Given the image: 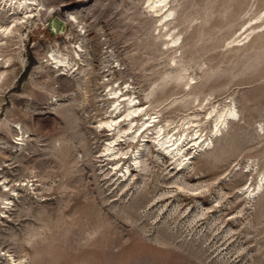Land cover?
Segmentation results:
<instances>
[{
  "label": "rangeland",
  "instance_id": "rangeland-1",
  "mask_svg": "<svg viewBox=\"0 0 264 264\" xmlns=\"http://www.w3.org/2000/svg\"><path fill=\"white\" fill-rule=\"evenodd\" d=\"M37 1L48 14L0 32V264H264V191L248 194L264 185V0L170 1L163 31L148 0ZM118 88L171 135L238 116L207 151L188 147L192 168L151 143L125 183L143 144L107 157Z\"/></svg>",
  "mask_w": 264,
  "mask_h": 264
},
{
  "label": "bare ground",
  "instance_id": "bare-ground-1",
  "mask_svg": "<svg viewBox=\"0 0 264 264\" xmlns=\"http://www.w3.org/2000/svg\"><path fill=\"white\" fill-rule=\"evenodd\" d=\"M170 1H175V0H148L149 3L148 8L150 9V13H153L156 16L162 15L159 18V22L161 23L160 28H162L161 29L162 31L167 29L168 22L174 19L172 17L175 15V11L174 9H172V7H169L171 4ZM1 2L3 3V7L2 9H0V12L5 13V16H9L11 14L10 15V18H12L11 25H13L12 28L11 26H7V27L0 26V32H2L3 35L14 33L15 28H17L16 20H18V12L24 11V13H27L25 11L27 9L32 8L33 6H37V7L42 6L41 10L46 11L47 14L49 11V10H44L45 7L40 3H38L39 1L37 0H0V3ZM68 20L69 22L72 21V23L75 21L78 22V18L73 15H70ZM58 25L60 26V23H58ZM165 36L167 38L170 37V39H172L171 38L172 35L170 33L168 34L169 37L167 36V34ZM178 43L179 40L174 38L171 41L172 45L171 46L168 45V48L173 46L174 47L178 46ZM79 48L81 50L80 52H83V48L81 46ZM52 58L55 60L54 55H52ZM4 75L5 72L0 73V81L2 80ZM123 92H124L123 88L122 89L118 88V90L117 89L111 90L109 94L111 97L109 100H112L113 101L112 104H114L112 115L114 116V114L116 113L117 114L116 117L112 116V119L109 122L101 123L100 127L107 128L108 131L111 132V135L114 136V138L111 141L109 140L110 141L108 144L109 146L106 149L107 153H109L107 157L114 161L118 160V157L122 152V150L118 148L122 146L123 141L130 140L131 142L136 144H143V150H142L143 153H139L134 160L135 165L133 167H135V170H131L130 166L127 167V163H123L122 167L119 168L118 173L123 174L121 178L124 179L123 180L124 182L125 181L129 182L133 180V177H135L134 173L136 170L137 171L140 170L144 172L146 170L147 172L148 166L145 161V158L148 153H151L150 150L151 143L157 144V148H158L157 152H160V150H162L164 154L170 156L171 159L175 161V165H177L179 170H183L185 168L187 169L192 168L193 166L192 161L195 158L194 157L195 153L198 154V152L201 153L207 151V149H210V147L214 145V141H213L214 137H218L220 135L222 136L226 128H228L231 119L238 116V112L236 111L235 108H231L226 112L221 111L220 113L215 114L216 117L214 118V126L213 129L211 130L212 133L209 136L206 135L204 136L201 133V131L198 130L197 132H195V134H187L185 136H183V134L171 135L170 132L168 133L166 131V127H169V123H167L166 125H161L160 121H158V117H153V115L149 114L148 111L143 106L137 105L136 104L137 102L135 101V99H133L132 96H129L128 94H123ZM123 104L125 106L122 108ZM123 109H125V111L122 113ZM210 116H213V112L210 114ZM124 123H126V125L121 127V125ZM183 133L186 132L183 130ZM190 146H193L196 149L194 150L195 153L189 150L188 147ZM123 160H124L123 158H120V160L116 163L115 165L116 169L123 162ZM261 181L264 180L261 179ZM176 185L179 186L177 188L183 190L182 192L188 189V191L191 190L194 191L195 193V191L199 190L198 189L199 186L192 187V185L190 184L191 185L190 186L189 184L186 183V181L180 182L179 180V182ZM195 188H197L198 190ZM201 188L204 189L203 187ZM256 191H258L257 195L259 193H262L261 191H264V185L260 184L258 188L253 189L251 192L248 191L249 192L248 194L251 196V198L252 196H255ZM14 263L23 264L22 262L15 260Z\"/></svg>",
  "mask_w": 264,
  "mask_h": 264
},
{
  "label": "water",
  "instance_id": "water-1",
  "mask_svg": "<svg viewBox=\"0 0 264 264\" xmlns=\"http://www.w3.org/2000/svg\"><path fill=\"white\" fill-rule=\"evenodd\" d=\"M58 23H60V26L58 25ZM52 27V29H55V32L63 33L66 28V25L62 20L56 19L54 20Z\"/></svg>",
  "mask_w": 264,
  "mask_h": 264
}]
</instances>
